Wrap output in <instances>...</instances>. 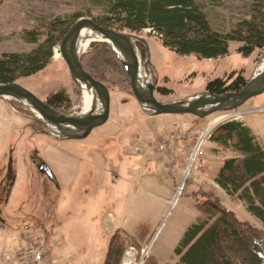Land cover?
Here are the masks:
<instances>
[{
	"label": "rangeland",
	"instance_id": "rangeland-1",
	"mask_svg": "<svg viewBox=\"0 0 264 264\" xmlns=\"http://www.w3.org/2000/svg\"><path fill=\"white\" fill-rule=\"evenodd\" d=\"M203 1L207 3L206 10L214 27L219 30L230 29L245 18L251 4V0ZM97 2L0 0V57L33 50L36 45L23 35L37 30L42 18L78 14L94 20L103 8ZM133 33L147 43L155 96L165 102L205 92L210 81L226 79L232 73L235 78L241 73L250 81L264 57L263 51L248 57L239 54L238 42L230 44L227 56L217 59L180 56L166 48L153 29ZM91 46L84 55L93 50ZM17 83L44 101L61 92L67 96L68 103L59 110L69 115L83 113L81 84L71 75L59 45L44 70L22 77ZM110 87L109 121L94 129L87 138L76 140L59 141L53 135H43L49 131L29 107L14 99L0 98V172L5 170L8 144L18 141L19 145L13 155L19 182L12 194L11 206L1 214L5 223H0V228L4 226L0 231V264L5 253L44 244L45 238L44 252L49 253L46 264H104L114 237L118 244L125 238L133 245L128 244L124 249L120 264H148L151 259L159 264H177L175 249L187 228L200 216L197 204L203 201L205 193L214 194L241 221L262 229L261 222L248 212L243 202L231 198L215 184L214 178L224 160L236 154L212 141L207 144V168L188 178L186 191L175 207L169 203L184 176L182 171H170L182 157L179 151L183 143H171L164 149L166 152H158L164 150L157 146L152 149L151 145L168 139L175 130L193 133L209 127L224 114L215 113L202 120L191 115L151 117L140 108L130 78L129 83ZM263 107L264 94L251 98L232 112H243L241 118L235 120L245 123L264 147ZM34 150L41 153L39 157L42 156L55 173L61 192L35 168ZM87 164L92 167L85 171L84 180L76 188V179ZM115 177L116 183L112 184ZM75 192L68 203V197ZM23 203L25 210L16 211L17 205Z\"/></svg>",
	"mask_w": 264,
	"mask_h": 264
},
{
	"label": "trees",
	"instance_id": "trees-1",
	"mask_svg": "<svg viewBox=\"0 0 264 264\" xmlns=\"http://www.w3.org/2000/svg\"><path fill=\"white\" fill-rule=\"evenodd\" d=\"M97 3L103 5L94 19L99 25L121 33L127 30L131 35L153 29L162 44L180 56L217 59L230 53L232 42L240 43L237 52L245 57L256 51L264 52V0H251L249 14L223 30L214 27L203 0H98ZM79 19L81 16L74 14L39 20L38 31L29 30L23 35L36 45L33 50L0 57V84L17 82L44 70L54 56V49L60 47ZM91 47L93 50L82 57L86 71L109 89L111 84L129 83L107 43H93ZM233 78L235 73L226 79L210 81L206 89L214 94L236 92L248 82L241 73L229 83ZM50 102L62 107L68 98L60 92ZM211 141L236 154L224 160L215 184L231 198L243 202L248 212L261 222L262 229L241 221L214 194L205 193L203 201L197 204L200 216L187 228L175 249L177 264H264V147L251 129L238 120L221 124ZM116 242L114 237L104 264H120L124 249L130 245L125 238L119 244ZM148 264L159 262L151 259Z\"/></svg>",
	"mask_w": 264,
	"mask_h": 264
},
{
	"label": "water",
	"instance_id": "water-1",
	"mask_svg": "<svg viewBox=\"0 0 264 264\" xmlns=\"http://www.w3.org/2000/svg\"><path fill=\"white\" fill-rule=\"evenodd\" d=\"M97 37L100 40H95ZM86 40L107 43L130 78L132 91L142 111L151 117L159 115H192L205 119L215 113L229 112L244 105L251 98L264 94V57L255 75L244 88L236 92L214 94L209 91L177 101H161L155 97L156 85L150 64V52L145 40L127 33L106 28L90 18L79 19L64 37L59 51L71 75L93 93L91 108L79 115H69L54 109L33 92L17 82L0 84V98L21 102L45 124L51 135L60 139L87 138L95 128L110 118L111 93L103 82L95 79L82 64L80 45ZM142 44L145 57L139 48ZM40 171L59 188L53 170L42 161Z\"/></svg>",
	"mask_w": 264,
	"mask_h": 264
},
{
	"label": "built area",
	"instance_id": "built-area-1",
	"mask_svg": "<svg viewBox=\"0 0 264 264\" xmlns=\"http://www.w3.org/2000/svg\"><path fill=\"white\" fill-rule=\"evenodd\" d=\"M238 115L225 116L224 120L237 119ZM213 127L205 128L193 133H184L181 130L175 131L169 140L162 139L160 142L154 145L164 150L168 146H171V142H178L182 138L188 139V144L182 150V157L180 162L183 165L184 178L182 182L177 184L173 199L170 201L172 207L176 206L179 199L183 196L186 188V180L189 176L204 169L207 165V152L206 146L211 138ZM163 141V142H162ZM162 142V143H161ZM160 143V144H159ZM156 150V149H155ZM158 151V150H157ZM174 166L171 170L174 171ZM43 244L39 243L36 246L20 247L14 252L4 255V261L2 264H46L45 260L47 254L44 252Z\"/></svg>",
	"mask_w": 264,
	"mask_h": 264
},
{
	"label": "flooded vegetation",
	"instance_id": "flooded-vegetation-1",
	"mask_svg": "<svg viewBox=\"0 0 264 264\" xmlns=\"http://www.w3.org/2000/svg\"><path fill=\"white\" fill-rule=\"evenodd\" d=\"M139 47L141 49V52L143 53V56L145 57V55H144L145 54L144 46L142 44H139ZM50 101H51V99H48L46 102L51 107H53L54 109H58V110L61 109V107H55V106L51 105ZM43 135L51 137V134L49 132L48 133H43ZM65 140H67V139H60L59 141H65ZM8 141H9V139H8ZM18 146H19L18 145V141L17 142H11L10 144H8V146H7V148H8V159H7V162H6V165H5V170L0 172V223H5V219H3L1 214L4 212V210L8 206H11L12 194L14 192L15 187L17 186V184L19 182V179H18V176H17V172L14 169V157H13V155L15 154V152L18 149ZM22 148H23V146L21 145L20 146V150ZM39 154L41 155V153H39L37 150H34V152L32 154L33 155L32 162L35 165V168L38 169V171L41 174H43L40 171V169H39V165L41 164L42 160H44V159L41 158L42 156L39 157ZM1 176H2V178H1ZM25 206H26L25 203H23L22 205H20V204L17 205L16 211H18L20 208H21L22 211H24L25 210ZM22 211H20V212H22ZM3 228H4V226H3ZM3 228H0V231L3 230Z\"/></svg>",
	"mask_w": 264,
	"mask_h": 264
},
{
	"label": "bare ground",
	"instance_id": "bare-ground-1",
	"mask_svg": "<svg viewBox=\"0 0 264 264\" xmlns=\"http://www.w3.org/2000/svg\"><path fill=\"white\" fill-rule=\"evenodd\" d=\"M95 40H100V38L97 37ZM92 43H94L93 40H86V41L82 42L81 45H80L81 52H86V50L92 45ZM81 90H82V96H83V102H84L83 103L84 105L82 104L83 105V114H84V113L88 112L90 110V108H91L93 93H92L91 90H88L87 89V87L85 86V84H81ZM36 116L38 117L37 114H36Z\"/></svg>",
	"mask_w": 264,
	"mask_h": 264
},
{
	"label": "crops",
	"instance_id": "crops-1",
	"mask_svg": "<svg viewBox=\"0 0 264 264\" xmlns=\"http://www.w3.org/2000/svg\"><path fill=\"white\" fill-rule=\"evenodd\" d=\"M215 144V143H214ZM176 156V155H175ZM175 160V159H174ZM88 165V166H87ZM87 165H85V166H87V168H85V166L84 167H82V172L80 173V175H79V177L76 179V181H77V184H76V188L78 187V185L79 184H81V182L84 180V175H85V171H87L88 170V168L90 167H92V165L91 164H87ZM179 171V173L181 172L180 170H178ZM126 175V174H125ZM115 179H116V177L114 178V181L112 180V184H115L116 183V181H115ZM215 179V178H214ZM97 183H99V182H97ZM92 184H94V181L92 180ZM76 188H75V190H76ZM57 190H59L60 192H61V184H59V188L57 189ZM77 192H75L74 193V195H70L69 197H68V203H71V201L73 200V198L75 197V194H76ZM86 193H87V191H86ZM66 202H67V200H66Z\"/></svg>",
	"mask_w": 264,
	"mask_h": 264
}]
</instances>
